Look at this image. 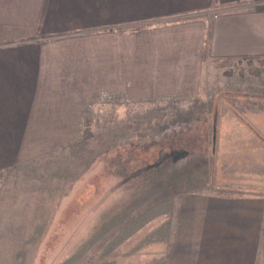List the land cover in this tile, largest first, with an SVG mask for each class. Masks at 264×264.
<instances>
[{
	"label": "crops",
	"instance_id": "0c3cea01",
	"mask_svg": "<svg viewBox=\"0 0 264 264\" xmlns=\"http://www.w3.org/2000/svg\"><path fill=\"white\" fill-rule=\"evenodd\" d=\"M263 59L264 0H0V150L77 142L94 109L194 99L205 62ZM262 134L226 135L228 151L249 155ZM242 172L249 185L224 187L264 188ZM176 206L159 226L166 264H264V194Z\"/></svg>",
	"mask_w": 264,
	"mask_h": 264
},
{
	"label": "rangeland",
	"instance_id": "374dc122",
	"mask_svg": "<svg viewBox=\"0 0 264 264\" xmlns=\"http://www.w3.org/2000/svg\"><path fill=\"white\" fill-rule=\"evenodd\" d=\"M261 101L264 59L216 60L194 99L99 107L77 142H3L0 264H166L159 226L179 198L264 194L224 187L264 177V141H226L264 136Z\"/></svg>",
	"mask_w": 264,
	"mask_h": 264
}]
</instances>
